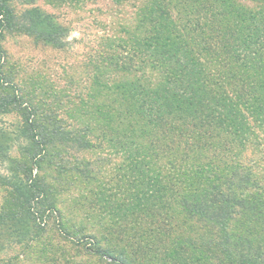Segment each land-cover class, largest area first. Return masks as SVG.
I'll return each mask as SVG.
<instances>
[{"label":"trees","instance_id":"1","mask_svg":"<svg viewBox=\"0 0 264 264\" xmlns=\"http://www.w3.org/2000/svg\"><path fill=\"white\" fill-rule=\"evenodd\" d=\"M13 1L0 0V41L19 32L65 48L66 28L37 10L20 22ZM250 1L255 8L147 0L119 53L95 64L91 97L106 103H92L94 118L78 125L7 92L10 80L0 77V113L22 117L20 152L9 155L0 134V162L12 174L0 175V186L17 180L12 197L24 200L15 203L20 213L0 216V227L8 219L28 225L23 240L36 249L44 230L31 233L21 210L42 204L60 213L46 181L51 170L56 182L70 177V187L99 182V192L90 191L102 210L97 224L116 219L117 240L132 255L124 246L100 249L95 236L76 239L92 240L91 253L106 264H264V0ZM96 150L122 158L116 190L100 178L111 159L85 157ZM39 256L48 259L44 250Z\"/></svg>","mask_w":264,"mask_h":264},{"label":"rangeland","instance_id":"2","mask_svg":"<svg viewBox=\"0 0 264 264\" xmlns=\"http://www.w3.org/2000/svg\"><path fill=\"white\" fill-rule=\"evenodd\" d=\"M237 1L250 8L256 7L250 0ZM145 2L147 0H127L122 4H116L114 0L13 1L12 7L20 22L30 17L29 12L37 10L42 15L50 16L54 24L66 28L67 33L65 48L56 49L32 36L5 32L0 41V77L5 82L10 80L9 84L5 83V86L9 85L7 92L21 94L32 107L48 113L50 117L56 116L67 124L78 125L87 122L89 117L93 119L94 116L87 115L94 108L92 103H106L104 97L96 101L91 97L94 66L106 63L115 53H119V45L127 40L125 30L133 26L137 11ZM21 120V114L16 110L0 113V134L9 155L20 152ZM262 136L264 142V133ZM247 154V158L250 157L251 151ZM76 157V154L70 155L68 162H74ZM85 157L91 160L104 157L111 159L110 164L102 166L105 175L100 178L104 182L103 187L116 190L120 176L115 169L121 165L122 158L114 157L107 150L87 152ZM6 165L0 162V175L10 178L12 174ZM45 176L46 181L56 188L51 190L50 198L60 213L45 212L46 205L42 204L30 210H21L22 219L29 216L32 220L37 219L36 224L31 219L28 221L32 227L31 233H35L33 227L38 229V233L39 227L44 230L39 242L35 244L36 249L34 246L28 248L23 240L29 232L28 225L6 220L0 227V264H58L63 256V259L73 264H106L99 256L91 253L94 246L92 240L80 239L78 242L77 235L95 236L102 250H118L123 246L128 248L127 243L117 240L120 228L116 219L111 221L106 218L102 227L97 224L102 210L93 200L90 191L95 188L99 192V182L84 190L85 186L80 184L70 187V177L63 179L62 183L56 182L53 179L56 174L51 170H47ZM17 182H11L10 186ZM10 186H0V216L10 212L20 213L15 203L22 204L24 200L15 202L18 196L12 197ZM55 193V198H52ZM108 228L114 230V235ZM64 233L69 236L66 237ZM126 236L123 235L122 239ZM75 244L80 246L76 247ZM41 250L46 252L47 260L39 256ZM129 250L125 248V251ZM66 260L61 263L64 264Z\"/></svg>","mask_w":264,"mask_h":264}]
</instances>
